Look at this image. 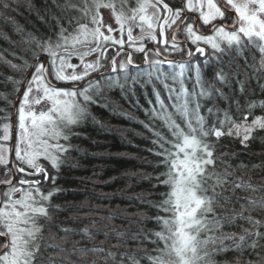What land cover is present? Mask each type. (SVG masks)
Here are the masks:
<instances>
[{
	"label": "snow or ice",
	"instance_id": "snow-or-ice-1",
	"mask_svg": "<svg viewBox=\"0 0 264 264\" xmlns=\"http://www.w3.org/2000/svg\"><path fill=\"white\" fill-rule=\"evenodd\" d=\"M18 7L0 0V16ZM45 9L51 35L33 36L22 62L5 61L18 78L5 77L10 91L0 93V264H264V176L255 174L264 162L249 166L232 147L264 142V0H49ZM136 54L149 66L154 99L141 123L160 170L144 178L167 189L145 201L157 227L122 231L112 223L119 206L100 205L85 213L91 227H60L52 201L74 128L103 88L124 91ZM109 63L123 82L91 78ZM54 229L61 243L50 242Z\"/></svg>",
	"mask_w": 264,
	"mask_h": 264
},
{
	"label": "trees",
	"instance_id": "trees-1",
	"mask_svg": "<svg viewBox=\"0 0 264 264\" xmlns=\"http://www.w3.org/2000/svg\"><path fill=\"white\" fill-rule=\"evenodd\" d=\"M18 3L19 7L10 13L11 20L0 16V93L10 91L3 83L5 77L15 75L18 78V74L13 73L5 61L22 62L18 58L29 51L28 42L33 36L46 39L51 35L50 25H45L40 19L46 12L45 5L49 0H18ZM133 59L134 65L129 66V79L124 91L119 86L103 88V96L97 97L99 106L91 105L88 119L74 128L76 135L71 140L73 148L56 182L62 191L52 201L61 209L55 216L60 227L76 230L86 225L91 227L85 213L97 205L102 206L104 211L119 206L121 212L112 223L122 231L134 233L157 227L150 219L156 214L155 209L149 208L145 201L158 202L167 189L163 185L154 188L153 185L158 182L144 178L147 175L155 176L160 170L154 167L156 158L146 151L152 147L151 134L141 123L149 121L145 113L149 108L148 100L154 99L153 87L151 83H144L148 81L149 66L140 64L142 54H136ZM204 72L211 75L210 68L204 69ZM101 74L113 81L124 80V73L119 70ZM101 74L91 78H98ZM132 77H136V83L132 82ZM99 82L104 84L103 80ZM5 106V102L0 100V108ZM260 135L264 136V133ZM232 147L242 153L239 159L249 166L264 162V142L259 139L253 141L247 150L242 149L238 142ZM255 174L264 176V170L257 169ZM48 187H52L50 182ZM136 220L145 222H131ZM96 227L101 232L107 230L99 224ZM54 231L57 239L50 242L61 243L59 237L63 233L56 229ZM45 236L47 238V232ZM72 239L78 240L80 236ZM97 239L103 240L104 237L100 235ZM67 246L71 247V243Z\"/></svg>",
	"mask_w": 264,
	"mask_h": 264
},
{
	"label": "rangeland",
	"instance_id": "rangeland-1",
	"mask_svg": "<svg viewBox=\"0 0 264 264\" xmlns=\"http://www.w3.org/2000/svg\"><path fill=\"white\" fill-rule=\"evenodd\" d=\"M104 19H105V23L108 24H112L113 27H116L115 23H114V20L111 19V11L110 10H104ZM87 60H94L95 59V54H93L92 56H89L86 58ZM109 66V64H108ZM105 68H108V67H105ZM18 107V105H17ZM13 158H14V153H13Z\"/></svg>",
	"mask_w": 264,
	"mask_h": 264
},
{
	"label": "water",
	"instance_id": "water-1",
	"mask_svg": "<svg viewBox=\"0 0 264 264\" xmlns=\"http://www.w3.org/2000/svg\"><path fill=\"white\" fill-rule=\"evenodd\" d=\"M150 47H152V46H150ZM143 62H144V60H143ZM111 70H112V69H111V65H110V68L107 69V70H103V71H99V72L93 73V74H92V77H93V76H96V75H99V74H101V73H103V72H106V71H111ZM68 86L72 87V85H68Z\"/></svg>",
	"mask_w": 264,
	"mask_h": 264
},
{
	"label": "flooded vegetation",
	"instance_id": "flooded-vegetation-1",
	"mask_svg": "<svg viewBox=\"0 0 264 264\" xmlns=\"http://www.w3.org/2000/svg\"><path fill=\"white\" fill-rule=\"evenodd\" d=\"M152 46L151 44L149 45V47ZM178 59H180V57L177 56Z\"/></svg>",
	"mask_w": 264,
	"mask_h": 264
}]
</instances>
